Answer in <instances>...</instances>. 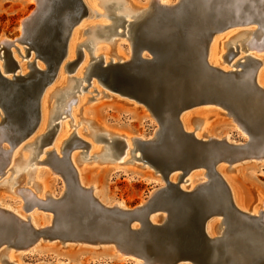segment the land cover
I'll return each mask as SVG.
<instances>
[{"label": "water", "instance_id": "1", "mask_svg": "<svg viewBox=\"0 0 264 264\" xmlns=\"http://www.w3.org/2000/svg\"><path fill=\"white\" fill-rule=\"evenodd\" d=\"M159 10L158 20L129 26L128 40L134 50L130 60L105 64L103 58L92 57L84 81L75 88L85 91L96 79L109 92L145 107L153 115L160 128L158 138L138 139L131 154L133 161H140L159 174L165 186L134 209L107 207L92 189L80 184L69 152L64 153L62 158H54V165L66 191L61 198L39 205L41 211L53 215L51 225L38 229L30 221L0 209V247L4 244L27 249L40 240H57L111 245L144 264H264V216L238 209L229 186L217 171L220 164L231 166L259 155L253 154L251 143L201 140L186 132L181 124L185 111L212 105L238 121L252 142L255 137L262 139L264 91L257 86L256 70L252 77L244 78L243 70L225 72L208 64L213 36L230 24L218 18L215 10L206 6V0H187L179 8L161 5ZM88 13L83 0L54 1L50 17L37 37L47 59L46 69L32 66L29 76L15 75L14 80L0 71V104L21 133L12 135L13 145L37 127L41 98L66 57L72 30ZM126 24L121 19L119 26L123 31L115 27L110 35L125 36ZM19 43L27 45V56L35 50L25 40ZM3 51L5 72H15L19 65L10 47ZM143 52L147 57L142 56ZM230 53L232 57L237 54ZM83 58L80 49L77 59L66 65V71H76ZM84 82L88 86H83ZM58 126L53 125L50 133ZM74 138L84 148L89 147ZM126 148L123 140H115L112 155L123 156ZM195 169L206 171L208 180L193 191L183 190L181 183ZM174 173H179L178 183L170 181ZM27 207L31 209L32 205ZM155 213L166 215V220L152 222ZM213 217L221 219L222 236L213 238L207 233V224Z\"/></svg>", "mask_w": 264, "mask_h": 264}, {"label": "bare ground", "instance_id": "2", "mask_svg": "<svg viewBox=\"0 0 264 264\" xmlns=\"http://www.w3.org/2000/svg\"><path fill=\"white\" fill-rule=\"evenodd\" d=\"M31 1L36 4V8L27 18L23 19L19 28L22 34L18 38L13 40L6 37L5 35L0 36V71L10 80H14L15 75L29 76L34 69L32 66L40 70L46 69L47 59L45 58L46 56L44 57V55H42L43 53L40 51L41 50L39 45L40 42L38 44L37 37L40 36L39 35L40 29H42L43 23H46V19L50 17L51 7L53 5V2L54 1L56 2V0H31ZM97 1L98 0L96 1L83 0L85 5L89 9V13L84 19L98 18L101 21L100 24L96 26H92L89 28V30H86L84 32V33H88L89 37L79 47H78L79 40L77 38L78 35L80 34L79 32L81 31L82 27L86 26L85 21L87 20L84 21L83 19L79 24L76 25L77 27L76 26L74 27L68 42L66 57L60 65L59 71L57 73L54 82L47 87L41 98L39 123L32 133H30L24 139H21L16 145H13L14 138L12 135L15 134L16 136H20L21 133H19L17 129L14 127V125H12L10 117L7 115V113L4 111L3 107L0 104V155H1L0 157L2 158L3 161V163L0 164V175L5 176L9 171H14V173L18 174L19 171L17 169L18 167L16 165V161L19 155L21 154V152L27 150L28 148H30L29 150H31V154L30 155L25 154L23 159L24 162L29 163V165L33 161H35V159H37L38 157L43 158L44 155L51 154L47 151L40 152L39 149L43 145V143L48 140L47 136L50 130L52 129V126L54 125L53 118L56 117V115H61V117H64L63 115L69 114L72 121L76 122V116L80 115V109H82V114H81L82 121L94 128L93 136H95V139L100 136L107 138H109L108 136H113L114 138L107 139L110 142V144H112L113 146L115 140L125 141L127 143V150L125 155L129 154V152H132L137 147L138 139L156 140L158 138L160 132L159 126L155 128L152 134L147 136L145 134H136L131 130H126V129L119 130L116 129L117 127L112 128L110 127V125L104 124L101 120H98L96 118L95 112L97 111L96 109L97 103L96 104L92 103L91 105L89 104L87 105L86 94H84L85 96L80 95V97H78L77 99L76 95L78 93H83V90L82 87H78V88L75 87L79 81L80 82L84 81L85 77L83 78L82 76L86 75L88 69H90V65L92 63V57H95L97 59L103 58L105 64H108L110 62H114V63L125 62L133 57L134 50L132 43L130 44V49L128 51H126L119 44L118 52H117L118 54L116 55V58H112L111 60L104 55V52L107 51L108 49L102 46L97 47L98 43L100 42H107V41L108 43L109 41L111 43L115 42L114 37L117 35H110V32L115 27H118L119 32L123 31L122 27L119 26L121 25V19H125L127 21V24L125 25L124 37L128 39L129 37L128 30L130 25L138 24L147 20L149 21L153 20L158 16L160 12L159 7L161 5H164L166 7L179 8L187 0H147L146 2H141L140 0H99L98 3ZM203 2L205 3V0H203ZM206 6L211 10L212 9L215 10V12L219 16L218 18L226 22H229L230 24V27H228L225 30L217 32L213 36V39L210 43V47L208 50V57H207L208 64L212 67H215L225 72L243 70L242 76L244 78L252 77L254 70H256L255 79L257 86L264 91V0H206ZM100 7L103 9V13L102 11H100L102 10L100 9ZM203 7L204 5H202V8ZM104 19L110 21V23H108ZM156 19L158 20L159 17ZM91 22L93 21L91 20ZM89 23L90 22H88L87 24ZM80 35L82 36V34ZM22 40L29 42L35 48V50H32L33 52L32 51L30 52V54L31 53L35 54V59L33 60V62H28L26 65L25 63L19 61L16 56L20 64L19 68L15 72L7 73L5 72L3 48L10 47L12 49L17 45V43H19ZM80 47H85V49L87 48L91 56V61H88V57L86 55V57L83 58L82 62L80 63L76 71L73 72L76 73V77L69 78L71 83L70 85L66 86L67 78L65 73H68V71H66V65L77 59L75 56L77 54L78 57V51L80 50ZM240 48L242 51L243 50H245L246 52L248 51L249 54L244 53L245 55H243L240 51ZM235 50H238V52L234 57H232V54L230 52H236ZM239 52L241 53V56L239 57L238 60L234 61V58L240 55ZM39 55L43 57L39 58L38 57ZM142 56L147 57L146 52H143ZM21 57L23 58V56ZM251 58L258 61L259 64L257 65L256 62L251 60ZM38 59H40L41 62H38ZM96 83L98 82L93 81V86L94 85L96 86L97 85ZM53 96L56 97L57 105L54 107L52 105L53 108L50 109L51 110V114H50L48 103L50 98ZM123 101H124L123 103L127 105L129 109L130 108L137 109L139 111L140 108V106L138 107L139 104L135 102L131 103L125 100ZM120 102H122V100H120ZM141 109L145 113H147L143 107ZM222 114L223 116L226 115V117L232 119L231 123H229L231 124V128L235 130L238 129L239 132H241L246 137L245 141H241V140L238 141L236 139L234 140L231 137L230 131L224 133V135L216 134L214 131L216 128L212 127V125H207V126L205 125L209 120L212 119V117ZM194 119L197 122L196 125L197 129L198 130L202 129L203 132L197 133L194 131V127L192 128L191 126ZM232 122L235 124V126L232 125ZM181 124L186 132L192 133L196 138L201 140L225 139L226 141L234 144L251 143L250 147H253L254 149L253 154L256 153V155H259V157H252L250 159H245L243 161L234 163L231 166L220 164L217 168V171L229 186L234 203L238 207V209H240L243 212L249 213L251 215L264 216V191L256 187V185H254L252 188L249 189L248 192H245L241 183L238 182V176L245 171L246 167L244 165L247 164L245 163L246 161H251V162L258 161L256 164L260 166H264V137L262 139L259 136H258L259 138L255 137V139H253L252 142L251 138L249 137V135H247V133L241 127V125H239L238 121L234 120L228 114L227 111L212 105H204L185 111L181 115ZM47 125L48 126L51 125L50 130L47 128ZM68 127H69L68 123L63 125L61 123V127L58 132V135L54 139V148H53L54 150L51 152L55 154V158H62L64 156L63 155L64 151L67 150L69 147L73 146L74 149L76 150L78 147H81V143L76 138L65 140L68 137V129H66ZM46 130L49 131L47 132ZM80 133L81 132H78V135L82 137ZM78 135L75 134V136ZM83 139L85 138L83 137ZM73 141H77V142L73 145L72 144ZM87 141L90 142V140ZM258 145H260V147ZM92 151L94 153H99L100 148L98 146L92 145ZM112 151L113 149L111 148L110 145H108L104 153L100 154L101 159L104 162L114 161L112 158L113 157ZM138 155H140L139 152ZM69 157L78 174V179L80 184L84 188L92 189L94 196L103 205L107 207H120L122 209L129 210V208L125 207L123 201L107 198L102 188L97 183V181L93 179L92 181H90V179H87L86 171L89 170L90 168H97V169L109 168V169H115V171L116 169H122V168L131 170L134 173L133 179L136 177H144L145 179L153 183L154 182L157 183V186L155 190L151 193V195L158 188L165 186L162 177H160L159 174L158 175L154 174V172L150 171L149 169H142V167L140 168L136 166H122L123 164L128 163V161L122 160L121 162H119L120 164H115L112 166L105 164H103L102 166L97 164L94 165L91 164L90 166L84 164L83 166L78 167L76 164L78 155L74 152H71L69 153ZM83 158L85 159L87 158V160H90L91 156L86 155ZM39 161L43 162L41 161V159ZM52 161H53L52 165H54L55 163L54 159H52ZM2 166H4V168H2ZM54 168L57 170L60 176L58 167L54 165ZM52 173L46 169L37 170V172L34 174L33 177V179L35 180L34 187L36 188L37 193L34 192L32 189L30 190L24 189V191L19 189L15 190V185L14 186L7 185L8 182L5 183L4 185H1V187H4L6 189H11V191L14 192L15 194L21 193L26 198L29 194V197L34 199V202L33 201L31 202V199L29 198L31 202L30 205H32L31 209H27L26 205H23L22 202L23 200L20 201L17 198H14L13 200L15 202L16 201L19 202L18 203L19 207L12 208L7 203L6 207H3L5 208L3 210L12 212L17 217H19L24 221H30L35 228L39 229L50 226L53 221V215L49 213L44 214L46 217H48L46 224L45 225L39 224L38 222V217H39L38 214L40 213L38 212L40 210L38 209L39 205H41V203L47 202L49 199L61 198L66 191L64 186V189L61 191L62 193L56 194V192H54V190L50 187V182L48 183L46 179L47 177L51 178ZM54 174L56 175V173ZM28 176L31 177V172L28 174ZM207 180L208 178L206 171L202 169H195L194 171H192L187 175V177L181 183V187L185 191H193L197 187H199L200 184L205 183ZM170 181L173 183H178L179 173L172 174V176L170 177ZM151 220L154 223H161L164 220H166V215L155 213L151 216ZM221 225H222L221 219L219 217H213L212 219H210V221L207 224V233L209 234V236L213 238L222 236L223 228ZM40 241H44V240H40ZM48 241L49 240H46L45 242L47 243ZM50 241H57V240H50ZM60 243L65 245L60 247V249H69L74 246V244L72 245L68 244V243H74L71 241H65ZM77 244L79 243H76V245ZM84 245H88V244H83V246ZM95 246L96 249L99 250H102L103 248L110 249V247H112L111 251L114 254V258H117L118 260L121 261L129 260L132 261L134 264H144L141 259H138L137 257L124 255L120 251H118L114 246L111 245H101V246L95 245ZM20 250L21 249H16L15 247H6V245L4 244L1 245L0 264H5L8 262H10L8 264H25L22 261V255L24 254L19 253ZM97 264H105V263L102 261ZM180 264H190V263L182 262Z\"/></svg>", "mask_w": 264, "mask_h": 264}, {"label": "rangeland", "instance_id": "3", "mask_svg": "<svg viewBox=\"0 0 264 264\" xmlns=\"http://www.w3.org/2000/svg\"><path fill=\"white\" fill-rule=\"evenodd\" d=\"M96 1V0H95ZM99 1V0H98ZM97 1V3H98ZM141 2H146L147 0H140ZM36 8V4L32 2L31 0H0V36L5 35L6 37L10 38L11 40L18 38L22 32L19 29L20 25L23 21V19L27 18ZM100 9H102L100 7ZM103 13V9L100 10ZM101 13V12H100ZM87 20V21H85ZM91 20L93 22H91ZM106 20V19H104ZM86 22V26L82 27L81 31L79 32L82 34V36L78 35V47L85 42L89 34L84 33L86 30H89L90 27L96 26L100 24V19L93 18V19H84ZM108 23L110 21L106 20ZM90 22L89 24H87ZM93 24V25H92ZM77 27V26H76ZM239 28V27H238ZM82 32V33H81ZM85 36V37H84ZM81 38V39H80ZM115 42L111 43L109 41L107 42H100L98 43L97 47H105L108 49L104 52V55L108 59L116 58V55L118 54V46L119 44L128 51L130 49L131 42L128 41L124 36L123 37H114ZM96 47V48H97ZM27 45L22 43H17L15 47L12 49L10 48V51L12 53V56L14 59L18 62L21 61L22 63H25L27 65L28 62H33L35 59V54L31 53V56H27L26 49ZM78 49V48H77ZM84 53V57H88V61H91V56L87 48L80 47ZM117 50V51H116ZM227 50V49H226ZM238 52V50H235ZM240 51L243 55L244 53L249 54V52L245 50ZM33 52V51H32ZM26 53V54H25ZM240 53V52H239ZM241 53L239 56L234 58V61L238 60L241 56ZM18 60H17V58ZM23 56V58L21 57ZM77 58V54L75 56ZM75 58V59H76ZM38 62H41L40 59H38ZM29 68V67H28ZM29 70V69H28ZM66 74V86L70 85L71 81L69 78L76 77V73H65ZM83 78L85 75L82 76ZM96 82L97 80H93ZM98 82V81H97ZM97 85L87 88V90L83 91V93H78L76 95L77 99L78 97L87 96V105H91L92 103L96 104L97 111L95 112L96 118L98 120H101L104 124L110 125L112 128H116L119 130H131L136 134H145L149 136L152 134L156 127H158V122L155 121L152 114L143 106L138 105L139 111L137 109H129L127 105H125L123 100L129 101L133 103V101L123 99L108 90H106L102 85L99 83H96ZM83 86H88V83H84ZM94 87V88H93ZM90 91V93H89ZM113 94V95H112ZM55 98V99H54ZM119 99V100H118ZM122 100V102H120ZM119 101V102H118ZM49 111L51 114V110L54 106L57 105L56 97L53 96L49 100ZM53 105V107H52ZM86 105V106H87ZM85 106V107H86ZM144 108L147 113H145L141 108ZM137 110V111H136ZM82 109H80V115L76 116V122L72 121L70 115H63L64 117L58 118L56 121H54L55 124H59L58 127H56L55 131L53 133L48 134L47 141L43 143V145L40 147V152L47 151L51 154L44 155L43 158L38 157L33 161L30 165L29 163L24 162V155H30L31 150L28 148L27 150H24L19 155L16 165L19 173H14V171H9L7 175L3 176L0 175V208L5 209L3 207H6V204L8 203L12 208H18L19 202L14 201V198H17L18 200L23 202V205H29L31 202H34L33 198L29 197V194L27 198L22 195L21 193L15 194L11 191V189H6L4 187H1V185H4L8 182L7 185L14 186L15 190H30L32 189L34 192L37 193L35 185V180L33 179L34 174L37 172V170L40 169H46L49 170L52 173V177H47L46 181L50 182V187L56 192V194H61L62 190L64 189L65 183L61 176H59L57 170L54 168L52 159L55 158V154L51 151L54 149V139L58 135V132L61 127V123L66 124L68 123L69 127L68 129V137L65 140H70L75 137V134L78 135V132H81V136L78 137L82 141L88 143L89 147L84 148L83 146L78 147L77 150L74 149V147H69L67 150L64 151V153H71L74 152L78 155L76 164L77 166H83L86 165H115L120 164L122 160L128 161V163L123 164L122 166H136V167H142V169H149V167H145L142 162L140 161H133L132 154L129 152V154L125 156H120L118 158L112 157L114 161H106L104 162L101 159V155L103 154L106 147L108 145L111 146L113 149V145L110 144V142L107 139L114 138L113 136L103 137L100 136L95 139V136H93L94 128L87 123L82 121ZM51 116V115H50ZM78 120V122H77ZM231 120L230 118L226 117V115H216L212 117L211 120H209L205 125H212V127L216 128L214 131L216 134L224 135V133L229 132L231 133V137L238 141H245L246 137L239 132L238 129H232L231 128ZM76 123V124H75ZM83 124V125H82ZM197 122L194 119L192 123V128L194 127V131L197 133L203 132V130H198ZM232 125L235 126V124L232 122ZM47 128L50 130L51 125H47ZM49 130H46L47 132ZM193 130V129H192ZM46 132V133H47ZM218 132V133H217ZM103 133V132H102ZM83 137L87 140H90L88 142L87 140L83 139ZM53 142V143H52ZM77 141H73L72 144L74 145ZM125 142V141H124ZM52 143V144H51ZM126 143V142H125ZM92 145L98 146L100 148L99 153H94L92 151ZM127 145V143H126ZM135 146V145H134ZM114 150V149H113ZM127 150V148H126ZM94 153V154H91ZM126 153V152H125ZM62 155V154H61ZM64 155V154H63ZM91 156L90 160H87V158H83L84 156ZM138 155V154H137ZM1 156V155H0ZM51 158V159H50ZM41 159L40 162L39 160ZM47 159V160H46ZM117 162V163H116ZM258 161H246V165H244L245 171L238 176V182L241 183L243 186L245 192H248L250 188H252L254 185L256 187L262 189L264 191V166H260L256 164ZM2 158L0 157V164H2ZM139 165V166H137ZM4 168V166H2ZM150 170V169H149ZM152 171V170H150ZM31 172V177L28 176V174ZM87 179H90V181L95 180L102 188L104 194L109 199H115L123 201L126 208L134 209L143 203H145L146 199L151 195V193L155 190L157 183H153L144 177H136L133 179L134 173L131 170H127L125 168L122 169H109V168H90L86 171ZM154 172V171H152ZM54 174V175H53ZM58 174V175H57ZM155 174V173H154ZM30 179V180H29ZM254 181V182H253ZM165 184V183H164ZM31 187V188H30ZM31 199V202L29 200ZM28 208V207H27ZM39 209V208H38ZM40 212L38 214V222L40 225H45L48 217H46L44 214L46 212L39 210ZM48 214V213H46ZM45 241H40L33 245L30 248L27 249H21L19 253L24 254L22 255V261L25 264H97L99 262H104L105 264H134L132 261L129 260H118L117 258H114V254L111 251L112 247L109 248H103L102 250L96 249V246L93 245H84L83 244H77L76 243H68L70 245L74 244L73 247L69 249H60V247L65 246L60 241H48L47 243ZM51 242V243H49ZM53 242V243H52ZM79 245V246H78ZM99 261V262H98ZM10 263V262H8ZM5 263V264H8Z\"/></svg>", "mask_w": 264, "mask_h": 264}]
</instances>
